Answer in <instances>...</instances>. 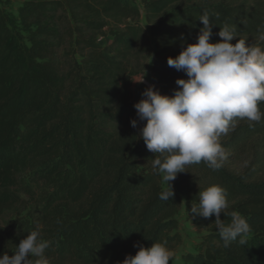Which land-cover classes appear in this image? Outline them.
I'll return each mask as SVG.
<instances>
[{
    "label": "trees",
    "instance_id": "obj_1",
    "mask_svg": "<svg viewBox=\"0 0 264 264\" xmlns=\"http://www.w3.org/2000/svg\"><path fill=\"white\" fill-rule=\"evenodd\" d=\"M12 1L21 2L18 27L2 8ZM204 12L210 43L227 23L264 50V0H0V256L32 231L51 241L50 264H121L137 243L166 241L176 253L180 210L189 215L198 192L218 185L227 211L251 226L246 243L225 248L214 215L190 217L206 235L179 264H264V118L238 120L220 137L223 166H186L169 201L159 199L170 187L152 168L167 154L137 144L130 123L131 87L151 53L161 95L188 79L167 59L197 42Z\"/></svg>",
    "mask_w": 264,
    "mask_h": 264
},
{
    "label": "clouds",
    "instance_id": "obj_2",
    "mask_svg": "<svg viewBox=\"0 0 264 264\" xmlns=\"http://www.w3.org/2000/svg\"><path fill=\"white\" fill-rule=\"evenodd\" d=\"M199 20L204 27L197 42L189 44L175 58L167 59L170 67L184 71L188 79L176 80L179 87L172 96L161 95L154 85L147 87L141 93L143 98L134 104L138 119L130 121L133 128L138 121H146L138 138L143 139L153 156L167 154L163 160L156 157L152 162L153 170L170 187L159 194L163 201L174 197L171 182L179 173L186 172V166L201 162L212 170L223 166L228 153L220 137L235 131L238 120L258 123L264 118L258 107L264 102V50L247 45L238 38L235 26L227 23L217 33L221 40L210 43L214 25L209 14L204 12ZM260 39L264 40V35ZM144 77L137 82H144ZM197 197L198 203L188 210L192 219L214 215L225 248L234 241L246 243L251 226L238 211H227L224 188L211 185L200 190ZM221 213L231 218L229 223L220 219ZM50 244L39 231H32L16 246L13 255L0 256V264H50L45 256ZM134 247L139 248L137 253L127 255L121 264H169L175 256L166 241L154 242L148 248L138 243Z\"/></svg>",
    "mask_w": 264,
    "mask_h": 264
},
{
    "label": "rangeland",
    "instance_id": "obj_3",
    "mask_svg": "<svg viewBox=\"0 0 264 264\" xmlns=\"http://www.w3.org/2000/svg\"><path fill=\"white\" fill-rule=\"evenodd\" d=\"M20 5H21L20 1H12L10 4L2 6L4 11L8 14L12 22H14L17 27L20 24L18 20V9ZM141 9L143 11L142 7ZM141 23L147 30L149 29L144 21V18H142ZM153 61H154V55L153 53H151L147 58L144 74L138 78H143L145 76L144 78L149 82H151L152 84H154L155 86L154 76L151 71ZM177 220L179 222L178 233L182 238V243L176 249L175 256L172 258L174 264H179L181 257L185 254H189V253L195 254L198 245L202 242L203 237L206 235V232L204 230L198 229L192 224L191 218L186 213L184 207H182L179 214L177 215Z\"/></svg>",
    "mask_w": 264,
    "mask_h": 264
},
{
    "label": "water",
    "instance_id": "obj_4",
    "mask_svg": "<svg viewBox=\"0 0 264 264\" xmlns=\"http://www.w3.org/2000/svg\"><path fill=\"white\" fill-rule=\"evenodd\" d=\"M142 78H137L131 87V100L130 105L134 107V104L139 102L143 97L141 93L150 85H154L148 80L144 78V82H137L138 80H141ZM135 109V108H134ZM136 112V110H135ZM138 119V118H137ZM146 121H138V134H137V144L144 143L143 139L138 138L139 137V131L140 129L145 125Z\"/></svg>",
    "mask_w": 264,
    "mask_h": 264
}]
</instances>
